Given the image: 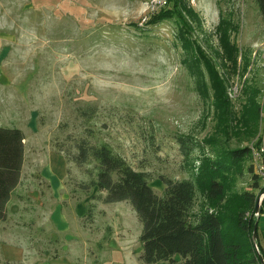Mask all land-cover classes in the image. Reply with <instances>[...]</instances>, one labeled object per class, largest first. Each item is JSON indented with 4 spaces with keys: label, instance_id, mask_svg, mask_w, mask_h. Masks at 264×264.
<instances>
[{
    "label": "rangeland",
    "instance_id": "obj_1",
    "mask_svg": "<svg viewBox=\"0 0 264 264\" xmlns=\"http://www.w3.org/2000/svg\"><path fill=\"white\" fill-rule=\"evenodd\" d=\"M250 99L260 107V131L241 141ZM0 124L26 131L28 173L32 155L45 149L35 162L50 198L62 200L59 180L69 169L75 199L94 204L85 217L96 233L93 251L112 230L124 254L114 262L140 264L142 224L133 206L108 203L103 213L104 202L93 200L98 190L81 189L97 170L94 162L75 161L80 147L108 143L148 172L162 196V177L190 179L222 151L262 144L264 19L257 0H0ZM183 137L190 138V157L183 155ZM251 166L247 160L227 176L232 196L258 195ZM63 208L55 206L56 217ZM74 210L70 220L79 215ZM206 211L216 209L198 191L193 216Z\"/></svg>",
    "mask_w": 264,
    "mask_h": 264
},
{
    "label": "trees",
    "instance_id": "obj_2",
    "mask_svg": "<svg viewBox=\"0 0 264 264\" xmlns=\"http://www.w3.org/2000/svg\"><path fill=\"white\" fill-rule=\"evenodd\" d=\"M257 3L264 19V0H257ZM180 36L185 37L184 31ZM233 47L227 42L226 51L231 59H234ZM222 97L218 99L221 107L226 108V100ZM246 111L244 131L247 140L241 141H253L251 139L260 131V107L250 99ZM24 139L21 130L0 127V222L7 218V205L21 179ZM180 141L183 155L190 157V138L183 137ZM257 143L259 145L261 140ZM207 144L211 145L209 141ZM251 153V147L222 151L218 158L199 167V175L193 172L190 179L162 177L166 187L162 196L151 187L148 172L136 170L108 143L95 147L82 145L75 161L80 166L89 162L96 166V178L81 186L89 194L92 189L98 190L93 200L107 204L127 201L133 206L143 227L141 264H262L264 250L259 232L264 200L259 218L256 208L264 188L254 173L253 165L249 168L254 173L252 189L258 191V195L254 191H246L232 196L233 188L227 183L229 173L239 171L242 163L252 160ZM198 191L205 195L216 211H206L195 219L193 209ZM93 205H90L89 212ZM257 223L259 252L253 242Z\"/></svg>",
    "mask_w": 264,
    "mask_h": 264
},
{
    "label": "crops",
    "instance_id": "obj_3",
    "mask_svg": "<svg viewBox=\"0 0 264 264\" xmlns=\"http://www.w3.org/2000/svg\"><path fill=\"white\" fill-rule=\"evenodd\" d=\"M0 127L17 128L25 136L21 179L7 205V218L0 222V264H133L132 259L126 262L125 259L120 260L123 263L114 262L116 257H123L124 254L118 249L120 242L115 238L112 230V235L104 239L105 244L103 241L102 244L97 241L100 248L97 252L93 251V238L96 237V233L85 218L89 211V198L82 201L75 199L73 195L75 192L69 189V169L59 180V191L63 193L62 200L50 198L52 197L51 187L35 162L36 155L41 154L45 149L32 155L31 171L28 173L27 164L30 159L28 142L30 140L26 131L14 124H0ZM30 196L35 197L36 201L39 200L40 205ZM61 202L64 204L61 210L62 216L56 217L55 206ZM106 206L109 207L107 203H104L103 213ZM75 207L79 208V215L73 216L70 220L72 216L69 212L74 213ZM108 226L112 227L109 224ZM3 246L9 251L5 253L2 250ZM262 247L264 250V243ZM16 250L20 251L21 255L15 253ZM139 251L140 253L136 256L138 255L140 263L139 258L143 252L141 243ZM93 254L97 257L95 260H93Z\"/></svg>",
    "mask_w": 264,
    "mask_h": 264
},
{
    "label": "built area",
    "instance_id": "obj_4",
    "mask_svg": "<svg viewBox=\"0 0 264 264\" xmlns=\"http://www.w3.org/2000/svg\"><path fill=\"white\" fill-rule=\"evenodd\" d=\"M252 165L254 173L258 176L262 188H264V143L254 146L252 148ZM264 200V193L260 195V203Z\"/></svg>",
    "mask_w": 264,
    "mask_h": 264
},
{
    "label": "water",
    "instance_id": "obj_5",
    "mask_svg": "<svg viewBox=\"0 0 264 264\" xmlns=\"http://www.w3.org/2000/svg\"><path fill=\"white\" fill-rule=\"evenodd\" d=\"M260 207H261L260 198H258L257 208H256V216H258V218L260 217ZM257 228H258V223L256 224L255 229H254L253 242H254L257 252H259V249L257 246ZM261 263L264 264V259L262 258H261Z\"/></svg>",
    "mask_w": 264,
    "mask_h": 264
}]
</instances>
